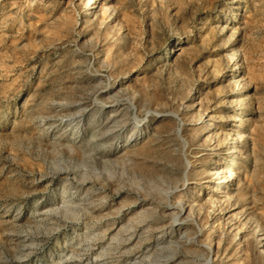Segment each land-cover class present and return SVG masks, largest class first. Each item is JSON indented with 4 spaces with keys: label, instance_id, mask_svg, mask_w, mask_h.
<instances>
[{
    "label": "rangeland",
    "instance_id": "rangeland-1",
    "mask_svg": "<svg viewBox=\"0 0 264 264\" xmlns=\"http://www.w3.org/2000/svg\"><path fill=\"white\" fill-rule=\"evenodd\" d=\"M97 2L0 0V264H264V0Z\"/></svg>",
    "mask_w": 264,
    "mask_h": 264
},
{
    "label": "bare ground",
    "instance_id": "bare-ground-1",
    "mask_svg": "<svg viewBox=\"0 0 264 264\" xmlns=\"http://www.w3.org/2000/svg\"><path fill=\"white\" fill-rule=\"evenodd\" d=\"M99 2L101 5H103V11L106 14L107 10V1L108 0H86L87 5L91 8L95 7V5H93V3ZM97 2V3H98ZM98 3V4H99ZM99 4V5H100ZM111 15V14H110ZM231 33L234 34L235 31L231 30ZM235 35V34H234ZM172 51L176 52L177 50H179V46L174 47L171 46L170 47ZM227 75H229V79H232V86H233V90L235 93V96L237 98V100L239 101L240 104L247 106L248 103H250V105L253 104L251 95L247 92V88H246V81L248 79L247 73L244 70L243 64H242V59L239 53V48L237 46H233L230 53H229V63H228V73ZM226 100V99H225ZM235 105L233 104V102L230 100V107L231 109L235 110ZM210 117V116H209ZM74 120V119H73ZM232 120H234V118L230 117L227 115L223 122L224 123H230ZM197 121L201 122L202 125H200L202 132L207 135L205 136L208 140V137H210V141L212 142L213 135H215L214 133L217 131L215 126H216V122L210 117V118H204L202 116L201 113L197 114ZM245 121V120H244ZM200 123V124H201ZM230 131V130H229ZM229 142L227 144V155H230L232 153H236L237 150L240 148V137H241V132L240 129L236 126H232L231 127V131L229 132ZM217 134V133H216ZM227 134V133H226ZM228 135V134H227ZM225 137V136H224ZM216 138V137H215ZM228 138V137H227ZM215 139L213 141V143H215ZM239 151V150H238ZM222 159V158H221ZM215 171V170H214ZM217 176L219 178H222V182L223 184L220 185V191H225L226 189H230L231 185L235 184L234 181V176H233V172L224 170L223 167L217 169L216 172ZM219 180V179H218ZM223 188V189H222ZM231 194V193H230ZM211 196V195H210ZM224 196H227V193L224 192ZM231 198V197H230ZM215 202V201H214ZM213 202V203H214ZM161 203V202H160ZM203 205V204H202ZM223 205V204H222ZM181 206V205H180ZM192 207V206H191ZM94 208V207H93ZM122 208V207H121ZM69 209V208H68ZM150 211V210H149ZM136 212V211H135ZM209 213V212H208ZM77 214V212L75 213ZM105 214V213H104ZM181 214V213H180ZM130 215V214H128ZM75 216V215H74ZM105 216V215H103ZM70 217V216H69ZM229 217V216H228ZM96 218V217H95ZM149 218V217H148ZM147 218V219H148ZM151 218V217H150ZM143 219V218H142ZM80 221V220H79ZM245 222V221H244ZM124 224V223H123ZM204 225V224H203ZM135 226V225H134ZM121 228V227H120ZM163 228V227H162ZM253 229V228H252ZM251 229V230H252ZM103 232V231H102ZM100 233V232H99ZM179 234V233H178ZM97 235V234H96ZM253 236L255 238V242L257 245V248L259 250V253L261 255L264 254V231L262 230L261 227H257L256 230L253 233ZM128 237V236H127ZM203 241V240H202ZM235 241L237 242V246H241L244 247L245 243H244V239L242 238V236L237 232L235 234ZM169 243V242H168ZM138 244V243H137ZM177 245V244H176ZM186 247V246H185ZM189 247V246H188ZM175 250L176 247H174ZM190 248V247H189ZM193 249V248H192Z\"/></svg>",
    "mask_w": 264,
    "mask_h": 264
}]
</instances>
